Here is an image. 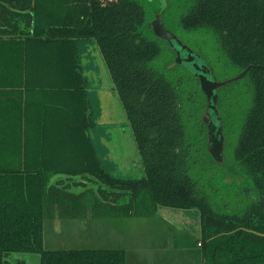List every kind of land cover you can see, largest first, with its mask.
<instances>
[{
	"label": "trees",
	"instance_id": "obj_1",
	"mask_svg": "<svg viewBox=\"0 0 264 264\" xmlns=\"http://www.w3.org/2000/svg\"><path fill=\"white\" fill-rule=\"evenodd\" d=\"M158 2L0 0V73L31 72L30 44L42 42L37 50L45 53L34 72L67 77L69 59L79 67L78 44L94 47L93 69L108 70L138 137L145 178L132 205L139 212H198L205 264H264V68L247 75L253 96L234 141L229 135L232 122L227 124L219 115L228 143L225 162L217 171L206 140L191 138L204 125L206 97L199 85L194 91L187 89L174 52L152 29L157 14L166 25L169 15L179 12L186 31L212 36L226 57L225 65L240 72L250 65L264 67V0H165L166 7L151 9ZM55 83V89L63 90L68 82ZM221 90L220 101L225 96ZM23 115L15 113L8 127H0V264H12L8 258L15 253L40 254L42 264H127L124 249L45 248L47 210L62 198L54 191L57 185H50L51 175L86 172L102 178L104 173L95 165L99 159L88 151L95 144L85 123L82 130L71 124L72 130L61 129L75 144L66 141L58 148L77 152L78 160H23V153L43 156L59 150L27 146ZM81 120L79 113L77 122ZM60 163L65 166L55 165ZM224 167L241 183L225 181L229 174L223 173Z\"/></svg>",
	"mask_w": 264,
	"mask_h": 264
},
{
	"label": "rangeland",
	"instance_id": "obj_2",
	"mask_svg": "<svg viewBox=\"0 0 264 264\" xmlns=\"http://www.w3.org/2000/svg\"><path fill=\"white\" fill-rule=\"evenodd\" d=\"M174 4V6L178 5L177 3ZM161 5L166 7L165 0H160L159 4L154 3L151 9ZM166 25L184 44L191 46L203 55L207 54L205 57L215 65L218 81L224 82L233 79L241 73L238 68L228 64L225 65V56L222 55L221 50H218L211 35L186 31L180 24L179 12L169 15L166 19ZM32 45L36 46L35 43H32ZM30 47H32L31 44ZM28 61L31 72L36 70L39 64V54L37 58V55L33 53L28 57ZM182 71L187 73L185 68H182ZM88 77L94 95H101L98 105H105L104 108L106 107L108 111H114L118 105L117 100L115 99L116 102L113 100L108 101L107 92L102 91L111 84L108 70L104 66L103 70L100 69V66H96L93 70H89ZM248 83V78L245 77L227 84L224 89L221 88V93L225 96L219 103V111L227 124H229L228 121L232 122L229 133L231 136L230 141H234L237 136L246 110L250 106L253 90ZM55 86V81L45 80L43 82L45 92L47 90L52 92L51 89H55ZM197 88V81L189 75L187 89L194 91ZM115 124L117 125V123L104 122L106 129L103 128L102 131H106L107 135L102 134L106 138L104 139L101 136V144L106 146L107 141L111 139L122 150L123 144L120 143L123 136L116 132L118 126ZM66 130H68V127ZM113 156L108 153L102 157L107 164H114L115 161L118 162V159ZM48 168H50L49 165ZM122 172L123 175L126 174L124 173L125 170ZM142 176L143 173L140 177ZM82 180L81 177H76L67 181L69 186L66 187L65 191L70 199L72 198L74 206L70 202H65L61 203L60 209H57L54 204H51L48 208L44 230L46 249H124L127 257L129 255L134 257L137 250H149L157 245H163L164 248L170 247L167 246L169 244L173 248L182 246L187 248V246L193 247L195 245L197 250H201V244L198 240L201 237V232H198L194 223L188 221V217L182 216V221L176 218L167 221L163 214L164 211L161 210L162 208L139 212L135 208L136 205H132L133 202L128 196H115L114 193H119V190L108 186L103 187L98 181L88 180V178H85L84 181L87 184L84 185L81 183ZM180 234L186 235L182 236ZM196 253L199 252L196 251ZM17 258H20L19 264H28L26 258L21 257L20 254L11 255V260L15 261Z\"/></svg>",
	"mask_w": 264,
	"mask_h": 264
},
{
	"label": "crops",
	"instance_id": "obj_3",
	"mask_svg": "<svg viewBox=\"0 0 264 264\" xmlns=\"http://www.w3.org/2000/svg\"><path fill=\"white\" fill-rule=\"evenodd\" d=\"M5 11H9L8 6H6ZM17 12L19 13L21 10H17ZM20 14L26 15V12L23 13L22 11ZM20 26L24 28V24ZM29 31L32 33L33 27L30 28ZM32 43H35L36 46H33ZM32 43V50L29 52L28 57L35 53L38 58L39 54V62H41V57L45 52L42 51V53H40L41 51L37 49L38 46H42V42ZM56 45L59 46L58 43ZM83 53L85 55L84 50ZM92 59L93 58H91V60ZM91 60H89V68L93 70V63ZM70 79L71 76L63 77V75L60 76L56 73L50 77L48 74L39 71L0 73V127H8V123L12 121V117L15 113L18 114L19 112H23L24 140H27V146L28 143L30 145L34 144L35 147L42 145V151H44V148L47 146L48 149L53 147L59 149L57 151L51 149L50 152L43 153V156H40L38 152L37 154H29L28 152L27 155L23 153V160L26 158L30 160L34 157H37V160L47 159L55 162H72L78 160L77 152H68V150L63 151V148L58 147L61 146V144L65 145L66 141H71V143L75 144V140L64 136L66 133L63 135V132H61V129H67V127L68 130H72L68 124L74 125L75 129L82 130V128H78L77 122L82 94L58 89H51L52 92L48 90L45 92L43 87V82L45 80L69 82ZM58 86L59 84H56V87ZM89 86V96L92 99L94 92L93 88ZM54 103L57 104V107L53 106ZM72 107L75 110H73ZM5 138L8 139V142L11 141L8 132L5 133ZM95 141V146L100 151V155H102L103 144H101L99 137H97ZM83 143L85 145V140ZM49 145L52 147L49 148ZM4 159L10 160V157L5 155ZM65 164L67 165V163ZM55 165L60 168L65 166L62 163ZM84 176V172L78 174L59 172L51 175L50 185H57L54 191L62 196L60 200H55L57 209H60L61 203L70 202L73 205L72 198L70 199L68 193L65 191L66 187L69 186L67 181H69L70 178L81 177L83 179L81 183L86 185L87 182L84 181ZM180 235L185 236L186 234ZM167 246L170 247L164 248L163 245H157L155 248H150L149 250H137L134 257H131L129 254L127 257L126 254V262L127 264H205L202 253L200 250L196 249L195 245H193V247L187 246V248L185 246L173 248L171 244ZM196 251L199 253H196ZM12 264H19V262Z\"/></svg>",
	"mask_w": 264,
	"mask_h": 264
},
{
	"label": "flooded vegetation",
	"instance_id": "obj_4",
	"mask_svg": "<svg viewBox=\"0 0 264 264\" xmlns=\"http://www.w3.org/2000/svg\"><path fill=\"white\" fill-rule=\"evenodd\" d=\"M159 15L162 16L161 14H157V16H159ZM165 27H166V25H165ZM166 29H168L170 31V28L166 27ZM172 33H174V32L172 31ZM164 41L168 44L169 48L172 49V51L174 52L175 62H176V57H177L176 50L171 46V44L168 41H166V40H164ZM59 44L61 45L62 43L59 42ZM82 46H83V48L81 46H79V44H78V47H77L78 48V54H79V58H78L79 59V67H78V65H76L77 62L75 59H69V62L67 63V66H69V70L71 69V71H72V72L71 71L69 72L71 79L69 80L67 85H64L65 88H63L64 91L66 90V91H70L71 93H81L82 94V100L80 101L81 107L79 109V113H81V115H82V120L78 122V127L79 128L83 127L84 123L88 125V129H90V135H91V138H92L94 144L96 142L95 140L97 139V137H99V140H100L101 136L104 139L106 138V137H104V135H107L106 131H102L103 128L106 129V126L104 125L105 121H106V123H109V124L117 123V125L115 124L116 126H118V129L116 130V132L120 133L121 136H123V138H121L122 141L120 143V144H123L122 150L119 148V145L117 146L115 141H111V139L108 140L106 143V146L108 148L105 145H103L102 155H100V151L96 148V146L94 147L95 149L88 150V151H91L92 153H94L95 156L99 159L100 164L96 163L95 165L102 168L104 176L102 177L103 178L102 179L101 177H97V176L92 175L90 173L84 172L85 173L84 178H88V180H92V179L96 180L100 184H102L103 187L108 186V187H111L112 189H117V190H119V193H114L115 196L116 195H120V196L126 195V196H128V198L131 199V201L133 203H135L136 201H134V194H135V192L142 190L143 183L141 181H143V179L145 178V168H144V165L142 163L141 156H140V149H139L138 139H137L138 137L136 136L135 131L133 130L131 121L128 117V114H127V111L125 108V105H124L122 99L120 98L118 92L114 88L112 78H111V84L109 83L110 86L106 87V89L102 90V91L107 92L109 99L107 96L106 97H107L108 101L113 100L114 102H116V100H117L118 105L114 111H112V110L108 111V109L106 107L104 108L105 105H101V104L98 105L99 99H101L100 94L98 96H97V94L93 95L92 99L89 96L90 91H89L88 86L90 83H89V77L88 76H89V70L91 69V68H89V60L94 55V49L95 48L90 46L88 43L83 44ZM188 47L191 50H193L195 52V54L199 55V57H201L203 60H205L207 62V64L212 68L214 76H217L215 65L209 59H207L205 57V55L207 56V54L203 55V54L197 52V50L191 48V46H188ZM83 50L85 52V55L83 53ZM176 63L180 67L185 68V70L187 71V73L183 74L185 77V80L188 81L187 79L190 75V77L193 80L197 81L201 92L205 96L204 92L201 89L200 79L198 78V76L196 74H194V72L187 65L180 64V63L178 64V62H176ZM66 73H68V71H66ZM76 73H78L79 75L81 74L82 77L85 78L86 84L83 85V81L78 80V75ZM59 75L62 76L63 74L59 73ZM110 77H111V75H110ZM78 85L79 86L82 85V87L84 86V89L83 88H82V90L78 89V87H77ZM186 86H187V83H186ZM223 87H221V88H223ZM221 88H219V101L217 104V111H218L219 115H220L219 103L221 100L220 99ZM93 92H94V90H93ZM100 92H101V90H100ZM206 101H207V105H206L204 114L202 116V120H204L205 113L207 112V109H208L207 98H206ZM178 106H180V105L178 104ZM211 119H212V117H211ZM212 121H213V119H212ZM203 122H204L203 123L204 125H202L201 128L199 129V133H198V131H196V133H194V135L191 138H193L196 142L199 140L204 142V139L206 140V149H207L210 157L213 159V162H215L217 164V165L216 164L215 165L217 167V171H219V170H221V165L224 164V162H225V156H226V151H227L226 145L228 143L227 142V136L225 134L224 127H223L224 155H223V162H219L218 159L214 158L213 155L211 154V152L209 151V142H210L209 128L207 126V123L205 121H203ZM102 134H104V135H102ZM199 136H200V138H199ZM111 137H112V134H111ZM93 150H95V152ZM108 153H111L112 155H114L113 157H116L118 159V162L115 161L114 164H107L104 161L102 156L104 154H108ZM100 158L102 159V161ZM124 170H125L124 173H126L125 175H123V172H122ZM227 171H228V168L224 167L223 173L229 174L226 177L225 181L230 182V183L237 181L238 183H241L242 180L240 178H238V176L233 175L232 173H229ZM141 173H143L142 177H140ZM164 209L170 210L167 208H164ZM188 217H190V216H188Z\"/></svg>",
	"mask_w": 264,
	"mask_h": 264
},
{
	"label": "water",
	"instance_id": "obj_5",
	"mask_svg": "<svg viewBox=\"0 0 264 264\" xmlns=\"http://www.w3.org/2000/svg\"><path fill=\"white\" fill-rule=\"evenodd\" d=\"M152 29L154 34L162 39L168 41L171 46L176 50L177 57L176 62L180 64L187 65L200 79L201 89L204 92L207 100H208V109L204 116V121L207 123L209 128V151L213 155L214 158L218 159L219 162H223L224 155V135H223V126L221 123V118L217 111V104L219 101V88L226 86L229 83L238 81L247 76L249 71L254 68H264L261 66L250 65L245 70H243L237 77L220 82L214 76L212 68L207 64L205 60H203L199 55L195 54L193 50H191L187 45H185L182 41L178 39V37L166 29L162 16H157L156 19L152 22ZM213 121H212V119ZM163 214L165 215L166 220H172V218H176L179 221H182L183 217H188L189 222L194 223L196 229L198 230L200 227L199 224V214L198 212H183V211H175V210H164L161 209ZM20 254L21 257L26 258L28 264H42V256L40 254H31V253H15ZM10 263H16L20 261V258L15 259V261L11 260V256L8 258Z\"/></svg>",
	"mask_w": 264,
	"mask_h": 264
}]
</instances>
